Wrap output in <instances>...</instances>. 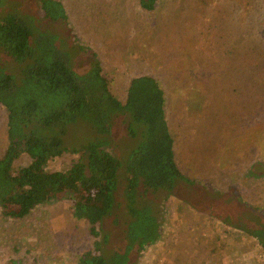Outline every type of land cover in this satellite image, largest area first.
I'll return each instance as SVG.
<instances>
[{
    "label": "rangeland",
    "instance_id": "374dc122",
    "mask_svg": "<svg viewBox=\"0 0 264 264\" xmlns=\"http://www.w3.org/2000/svg\"><path fill=\"white\" fill-rule=\"evenodd\" d=\"M57 1L65 11L64 23L43 20L40 0H0V18L18 11L37 30L54 31L64 39V46H71L70 65L77 70L96 60L110 93L119 101L125 99L131 78H153L163 93L179 172L199 183L201 190L232 187L239 198L249 199L245 206L254 203L263 210L264 0H157L152 11H143L139 0ZM119 127L114 128L110 150L124 159L132 143L124 127ZM4 136L5 112L0 108V156ZM73 159L74 155H64L50 167L66 170ZM27 163L25 157L19 158L14 171ZM122 178L117 195L121 206L113 213L116 223L111 216L101 226L115 236L112 243L123 236ZM185 190L187 185L176 189L183 198ZM147 198L161 217L162 232L138 264H193L181 255L197 251L195 242L206 245L205 250L198 246L196 257L213 264L214 256L204 251L217 239L225 240L229 255L238 253L237 264H264V254L253 238L233 228L235 234L226 238L224 231L232 225L223 223L221 206L213 216V205L202 202L199 207L210 210L205 216L192 212L187 204L181 213L172 197L149 193ZM70 208L71 201L60 200L37 207L21 220L0 215V264H74L92 240L83 224L71 220ZM227 213L236 218L242 210L230 202ZM182 242L193 247L181 249ZM170 244L176 246L177 256L169 250Z\"/></svg>",
    "mask_w": 264,
    "mask_h": 264
},
{
    "label": "trees",
    "instance_id": "16d2710c",
    "mask_svg": "<svg viewBox=\"0 0 264 264\" xmlns=\"http://www.w3.org/2000/svg\"><path fill=\"white\" fill-rule=\"evenodd\" d=\"M156 2L139 0L138 4L143 11H152ZM40 11L45 21L65 22V11L57 0H40ZM3 14L0 108L5 112V136L0 156V215L4 219L21 220L37 207L69 200L71 220L83 224L92 240L91 248L78 255L74 264H138L142 253L161 238L162 221L147 198L150 193L163 199L172 197L181 213L187 204L192 212L206 216L210 210L199 207L206 202L215 208L210 212L215 216L221 206L223 223L232 225L224 231L226 238L235 234L233 228L253 238L264 254V209L250 202L245 206L249 199L239 198L229 186L201 190L199 183L177 169L163 93L153 78H131L125 99L119 101L110 93L96 60L77 70L70 65L71 46H64V39L54 31L37 30L18 11ZM117 122L132 143L124 159L110 150ZM64 155H74L70 166L63 171L51 169L52 162ZM21 157L28 163L14 171L13 164ZM122 176L123 236L112 243L115 236L101 226L121 206L117 195ZM182 185L188 189L182 192L184 198L176 191ZM209 197L222 202L219 205ZM230 202L243 215L228 216ZM224 241L211 243L205 254L214 256L213 264H237L241 257L229 255ZM183 242L181 249L193 247ZM195 243L197 251L190 254L192 249L189 253L183 249L184 255H180L185 261L195 264L200 260L202 264L196 256L199 247L205 250L206 245ZM169 250L173 255L177 252L171 244Z\"/></svg>",
    "mask_w": 264,
    "mask_h": 264
}]
</instances>
